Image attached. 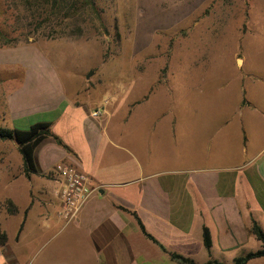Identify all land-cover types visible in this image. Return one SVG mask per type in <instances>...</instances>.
I'll return each mask as SVG.
<instances>
[{
	"label": "crops",
	"instance_id": "obj_1",
	"mask_svg": "<svg viewBox=\"0 0 264 264\" xmlns=\"http://www.w3.org/2000/svg\"><path fill=\"white\" fill-rule=\"evenodd\" d=\"M241 36L231 59L237 73L229 85L217 87L221 101L201 110L221 124H198L181 104L176 115V84L167 94L156 84L124 114L103 109L94 118L83 81L64 79L42 58L41 45L1 47L0 63L22 76L17 86L0 89L7 127L49 123L69 151L52 138L41 141L34 151L37 172L26 174L18 144L0 140V201L10 200L16 208L13 214L0 212L7 236L0 264H179L172 253L201 264L220 261L214 249L229 253L233 264L249 252L242 246L256 239L251 222L262 228L264 221V44L247 48L257 34L247 29ZM258 37L261 41L264 33ZM250 52L256 53L252 59ZM204 58L184 64L185 84ZM167 65L175 75L176 67ZM152 101L157 108H149ZM60 163L86 174L96 188L67 224L58 216ZM137 218L156 242L142 233ZM203 227L211 238L209 252ZM201 254L206 261H197ZM252 261L262 263L264 257L246 264Z\"/></svg>",
	"mask_w": 264,
	"mask_h": 264
},
{
	"label": "rangeland",
	"instance_id": "obj_2",
	"mask_svg": "<svg viewBox=\"0 0 264 264\" xmlns=\"http://www.w3.org/2000/svg\"><path fill=\"white\" fill-rule=\"evenodd\" d=\"M29 1L32 4L0 0V27L9 39L0 48L41 45L42 58L51 62L64 79L83 81L87 88L84 98L92 110L119 108L124 114L132 104L146 99L156 84L166 94L169 85L176 84V115L181 104L191 111L190 120L221 124L209 121L201 110L213 109V102L221 101L217 87L229 85L228 80L237 73L231 59L234 47L241 46L242 32L249 29L257 34L248 39L247 48L264 44V38L259 41L258 37L259 32L264 33V0H95V10L74 17L49 3ZM241 55L240 50L236 52L235 64L240 63ZM255 55L250 52L251 59ZM203 57L204 66L192 70L185 84L180 76L184 64ZM168 63L176 67L175 75L170 73ZM20 73L8 63H0V89L17 86L22 80ZM150 105L157 108L154 101ZM0 126H8L2 116ZM7 207L6 201H0V212H8ZM262 228L264 231V221ZM259 247L256 239L242 246L244 251ZM214 255L231 264L229 253L214 249ZM197 259L206 261L202 254Z\"/></svg>",
	"mask_w": 264,
	"mask_h": 264
},
{
	"label": "trees",
	"instance_id": "obj_3",
	"mask_svg": "<svg viewBox=\"0 0 264 264\" xmlns=\"http://www.w3.org/2000/svg\"><path fill=\"white\" fill-rule=\"evenodd\" d=\"M28 4H32L29 0H26ZM45 4L49 3L52 7H58V10L64 9V14L67 16H80L86 10H95V0H33V3ZM8 35L5 30L0 27V46L6 45L8 42ZM48 138H52L55 142L62 145L63 148L69 151V148L62 143V141L51 132L49 123L37 122L32 124L28 129L19 130L15 128L1 127L0 126V140H14L19 147V151L22 155L25 173L37 172L34 163V151L38 144ZM8 205L7 211L13 214L16 208L13 206L10 200H6ZM139 228L142 233L149 239L156 242L155 238L146 232L143 224L137 218ZM250 232L260 242V248L255 251H249L243 255L237 256L233 259V264H246L249 260L257 257H264V232L259 224L252 220L250 225ZM7 241L6 233L2 230L0 225V247H3ZM202 241L206 250L209 252L211 247V238L209 231L206 227L202 229ZM171 258L176 260L179 264H198L189 257L182 256L180 254L172 253ZM201 264H225L216 259H208Z\"/></svg>",
	"mask_w": 264,
	"mask_h": 264
},
{
	"label": "built area",
	"instance_id": "obj_4",
	"mask_svg": "<svg viewBox=\"0 0 264 264\" xmlns=\"http://www.w3.org/2000/svg\"><path fill=\"white\" fill-rule=\"evenodd\" d=\"M101 109H94L90 112L92 117H99ZM56 172L62 179L59 190V211L58 216L67 224L72 221L81 208L89 201L96 188L90 187L86 174L66 163L56 166Z\"/></svg>",
	"mask_w": 264,
	"mask_h": 264
},
{
	"label": "water",
	"instance_id": "obj_5",
	"mask_svg": "<svg viewBox=\"0 0 264 264\" xmlns=\"http://www.w3.org/2000/svg\"><path fill=\"white\" fill-rule=\"evenodd\" d=\"M90 75H91V72H89V73L86 75V78H89Z\"/></svg>",
	"mask_w": 264,
	"mask_h": 264
}]
</instances>
